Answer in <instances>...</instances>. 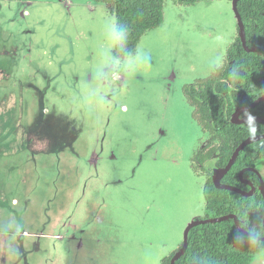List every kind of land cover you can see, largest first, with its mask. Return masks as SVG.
Wrapping results in <instances>:
<instances>
[{"label":"rangeland","instance_id":"obj_1","mask_svg":"<svg viewBox=\"0 0 264 264\" xmlns=\"http://www.w3.org/2000/svg\"><path fill=\"white\" fill-rule=\"evenodd\" d=\"M102 15L116 17L96 0H0V264H161L205 218L211 163L193 158L209 135L182 89L224 66L232 2L166 0L137 46L150 62L97 82Z\"/></svg>","mask_w":264,"mask_h":264},{"label":"trees","instance_id":"obj_2","mask_svg":"<svg viewBox=\"0 0 264 264\" xmlns=\"http://www.w3.org/2000/svg\"><path fill=\"white\" fill-rule=\"evenodd\" d=\"M165 1L96 0V3L115 12L118 21L129 27V47L135 48L147 32L164 22ZM173 1L184 5L203 0ZM238 11L244 23L248 47L264 49V0H240ZM233 65L241 67L239 80L229 78ZM183 93L192 110V118L209 135L206 146L193 158L194 165L200 168L211 163V172L204 185L205 218L232 214L245 222L247 230L253 235L264 237V196L257 174L248 171L243 176L256 186L251 197L217 189L212 180L213 171L224 169L236 148L249 138L246 125L233 124L231 117L238 108H245L264 95V55L247 52L238 35L228 48L224 66L211 76L197 80L194 85L184 87ZM250 112L264 118V102ZM257 124L260 129H264V124ZM262 134L264 132H258L257 136ZM262 159L264 139L248 145L239 154L222 183L249 191L250 188L241 181L239 174L246 168L257 169ZM177 251L165 257L161 264H170ZM263 251L264 242L242 235L235 221L229 219L192 228L188 249L175 264L201 263V258L210 261V264H252Z\"/></svg>","mask_w":264,"mask_h":264},{"label":"clouds","instance_id":"obj_3","mask_svg":"<svg viewBox=\"0 0 264 264\" xmlns=\"http://www.w3.org/2000/svg\"><path fill=\"white\" fill-rule=\"evenodd\" d=\"M99 19L104 42L98 49L99 63L94 74L95 81L102 82L109 75L115 80L121 73L134 75L141 66L150 62L151 53L149 51L142 47H129L130 30L127 25L120 23L115 16L102 15ZM222 64L223 58L216 55L209 61V68L216 71L222 67ZM228 75L231 80H239L242 75L241 67L233 65ZM88 95L95 97L100 106L106 103L104 89L99 83L88 90ZM241 117L250 139L255 140L258 132H264V129L259 128L256 116L247 109L242 112ZM201 264H210V261L201 258Z\"/></svg>","mask_w":264,"mask_h":264},{"label":"water","instance_id":"obj_4","mask_svg":"<svg viewBox=\"0 0 264 264\" xmlns=\"http://www.w3.org/2000/svg\"><path fill=\"white\" fill-rule=\"evenodd\" d=\"M240 0H232V7H233V11L235 13L236 19H237V23H238V28H239V35H240V39H241V43L244 47V49L247 52H259L262 53L264 55V49L261 48H249L247 45V38H246V32H245V27H244V23L242 20V17L238 11V3ZM262 102H264V95H262L261 97H259L258 99H256L254 102H252L249 106L245 107V108H238L232 115L231 117V122L233 124H243L244 120L241 117L242 112L247 109L248 111H251L252 109H254L255 107H257L259 104H261ZM255 116V115H254ZM257 122L264 124V118L261 117H257ZM264 139V134L259 135L256 137L255 140H252L250 138L246 139L244 142H242L235 150L234 154L231 156L228 164L226 165V167L224 169L221 170H215L213 171V175H212V180L213 183L215 185V187L217 189H224V190H229L235 193H238L244 197H251L255 191H256V186L249 180H246L243 178L244 174L248 171L250 172H255L258 176L259 182H260V191L264 196V178L261 176V174L259 173V171L257 169L254 168H246L243 169L240 174L239 177L241 179V181L243 183H247L248 185L251 186V190L246 191V190H242L238 187L235 186H231V185H226L222 183V179L224 178V176L230 171V169L232 168V166L234 165L236 159L238 158L239 154L250 144L263 140ZM234 220L235 224L237 226V228L239 229L240 233L246 237L255 239L257 241H262L264 242V237H257L255 235H253L251 232H249L247 230V224L245 222H242L238 217L234 216V215H226L223 217H218V218H203V219H199V220H193L190 224H188V226L185 229L184 232V237H183V244L182 246L179 248V250L175 253V255L173 256L171 263L170 264H175L177 262V260H179L187 251L188 249V245H189V232L192 228L198 226V225H204V224H214V223H219V222H223L226 220ZM243 225V226H242ZM263 226H264V219H263ZM192 264H201V263H192Z\"/></svg>","mask_w":264,"mask_h":264},{"label":"flooded vegetation","instance_id":"obj_5","mask_svg":"<svg viewBox=\"0 0 264 264\" xmlns=\"http://www.w3.org/2000/svg\"><path fill=\"white\" fill-rule=\"evenodd\" d=\"M200 79H204V78H200ZM200 79H197V80H200ZM197 80H196V81H197ZM196 81H195V82H196ZM195 82H194V83H192V84H186L184 87H186V86H188V85H194V84H195ZM184 87H183V89H184ZM183 89H182V91H183ZM205 144H206V143H205ZM205 144H204V145H205ZM245 184H247V183H245ZM253 184H254V183H253ZM247 186H248V187L250 188V190H251V186H250V185H248V184H247Z\"/></svg>","mask_w":264,"mask_h":264}]
</instances>
